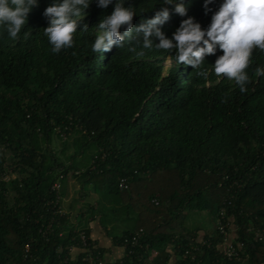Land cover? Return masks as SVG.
I'll return each instance as SVG.
<instances>
[{
    "label": "trees",
    "instance_id": "trees-1",
    "mask_svg": "<svg viewBox=\"0 0 264 264\" xmlns=\"http://www.w3.org/2000/svg\"><path fill=\"white\" fill-rule=\"evenodd\" d=\"M52 2L39 0L18 39L0 28V173L11 176L0 180V264H63L66 258L83 264L79 229L54 204L52 187L69 173L104 190L135 223L113 236L116 244L143 229L139 244L127 246L129 264H171L173 257L188 264L185 252L201 229L205 244L194 264H264V236L256 237L264 232V76L254 74L264 67V52L253 49L244 93L212 71L219 49L202 65L207 77L178 65L173 51L142 49L133 39L95 53L97 25L114 4L100 8L93 0L73 46L54 54L43 15ZM183 2L187 16L206 28L222 0H213L208 12L204 0ZM129 5L138 13L135 27L167 7L170 18L161 27L169 37L187 18L161 0ZM85 24L86 32L80 30ZM57 137L60 150L53 146ZM222 208L243 243L240 260L219 250ZM52 220L51 232H41ZM80 230L104 252L89 228ZM71 247L80 250L75 258ZM155 247L159 253L151 258Z\"/></svg>",
    "mask_w": 264,
    "mask_h": 264
},
{
    "label": "clouds",
    "instance_id": "clouds-1",
    "mask_svg": "<svg viewBox=\"0 0 264 264\" xmlns=\"http://www.w3.org/2000/svg\"><path fill=\"white\" fill-rule=\"evenodd\" d=\"M92 3L93 0H53L45 8L43 15L49 19V25L44 28V35L52 53L73 46L74 34ZM95 3L100 8L114 4V10L97 25L98 33L91 45L95 53L107 52L114 45L122 47L127 39H133L142 49L173 51L178 65L199 69L197 74L207 77L208 71L202 65L208 55L216 54L219 49L222 54L212 64V71L218 77L233 80L244 93L250 81L246 69L253 49L264 52V0H222L206 28L187 16L188 8L183 0H161L162 4L174 5L175 13L187 16L171 37L161 27L170 18L167 7H161L153 17L135 27L133 18L138 13L131 5L125 6L128 0H95ZM212 3L213 0H204L206 12L211 11ZM38 4L39 0H0V28L12 40L18 39L28 23L29 13ZM88 27L85 24L80 30L86 32ZM28 36L24 32V38ZM138 54L143 55V51ZM254 74L264 76V67H256Z\"/></svg>",
    "mask_w": 264,
    "mask_h": 264
},
{
    "label": "built area",
    "instance_id": "built-area-1",
    "mask_svg": "<svg viewBox=\"0 0 264 264\" xmlns=\"http://www.w3.org/2000/svg\"><path fill=\"white\" fill-rule=\"evenodd\" d=\"M11 176L9 175H2L0 173V180H9ZM62 177V176H61ZM121 187L127 188L126 180L123 179L121 181ZM53 190L56 192V201H55V207H56V212L57 214H65L64 211L61 208L60 202H61V197H60V189H61V182L58 180L57 182L54 183L53 185ZM155 204H158V200H154ZM54 220H52L48 226L46 227V230H43L44 227L41 228V232L48 233L51 232L52 230V223ZM217 229L219 233L222 236V243L219 245V250L221 253L228 258L229 260H240L242 258L241 252L243 250V243L239 242L236 240V232H237V227L234 224L233 217L229 216L225 210V208H222L219 217L216 222ZM143 229H139L136 231L134 234L131 235L129 239L126 240L124 247V256L120 259H108L105 257L104 252L99 250L97 246H94L93 248L89 245V238L86 235V233L83 230L79 229V238L80 242L83 245V251L85 254L82 257V262L83 264H129L125 261L126 256H130L133 254L132 249H127L128 245H131V247H135L139 244V240L141 236L143 235ZM264 236V232L258 231L256 234V237L258 239H261ZM204 239L203 240H196L189 249L186 250L185 252V257L190 256V261L188 264H194L196 261V252L199 251L200 245H204ZM73 247L70 248L72 250ZM183 257L182 259H184ZM152 258V257H151ZM181 259V260H182ZM177 258H175V264H177L176 261ZM69 258H66L63 262V264H68ZM131 264V263H130Z\"/></svg>",
    "mask_w": 264,
    "mask_h": 264
},
{
    "label": "crops",
    "instance_id": "crops-1",
    "mask_svg": "<svg viewBox=\"0 0 264 264\" xmlns=\"http://www.w3.org/2000/svg\"><path fill=\"white\" fill-rule=\"evenodd\" d=\"M68 178V177H67ZM67 183L64 184L65 189L69 192L71 198H75V196L81 200V202H85L87 198V194L85 192V186L87 185L86 183H81L77 178L71 177L70 180L67 179ZM89 185V184H88ZM91 185V184H90ZM61 208L64 211L65 214L69 216L70 222L76 226L78 229L84 227V228H89L91 232V237L92 239L97 243L98 246H100L104 250L105 257L111 260L114 259H120L124 256V247L121 245L116 244L113 241V236L115 234L110 233L111 229H108L102 222L100 215L97 212V202L91 203L90 206L87 208L89 210H93L94 215L91 216L90 219L87 221V225L85 224L84 226H81L78 224V219L82 217V219L85 218L86 212L88 210L85 208V205H80L79 213L78 215H75L74 209L72 207H68L65 204L62 203V200L60 202ZM124 217V216H123ZM128 221L125 223L126 228L122 229V231L126 229H133L134 228V222H132L130 216L125 217ZM120 232V233H121ZM198 240H203L205 237V230L201 229L198 231ZM151 257L156 256L159 253V249L151 248ZM80 253L79 248L73 247L71 250V255L73 258L78 256ZM171 264H175V257H173Z\"/></svg>",
    "mask_w": 264,
    "mask_h": 264
},
{
    "label": "rangeland",
    "instance_id": "rangeland-1",
    "mask_svg": "<svg viewBox=\"0 0 264 264\" xmlns=\"http://www.w3.org/2000/svg\"><path fill=\"white\" fill-rule=\"evenodd\" d=\"M67 140L71 142L72 139L71 140L67 139ZM53 146L56 149L60 150L62 148L61 139L58 137L55 138ZM68 149H69L68 151L71 153L74 151V146H72L70 143V146ZM91 149H87V151L84 154V159H88L90 157ZM67 177L63 180H60L61 181L60 197H61L63 204H65L68 207H72L74 209L75 215H78L80 211L79 209L80 205H85V208L87 209L91 203L97 202V205H98L97 212L100 213L99 215L101 218V222L108 229H111L110 233L119 234L122 229L126 228L125 223H127L128 220L120 214L117 203H115L114 201L112 202V200L109 198L107 199L104 190L102 189L95 190L93 188V184L91 185L87 184L85 186V192L87 194V198L85 202L82 203L81 200L78 199L76 196L75 198H71L69 192L65 189L64 184L68 182L67 179L70 180V178L74 176L69 173ZM87 210L88 212H86L85 218L82 219V217H80L78 219L79 220L78 224L81 226H84L85 224L87 225L88 219H90L91 216L94 215L93 210H89V209ZM190 221L194 224L198 222V220L196 219H193V220L191 219Z\"/></svg>",
    "mask_w": 264,
    "mask_h": 264
}]
</instances>
